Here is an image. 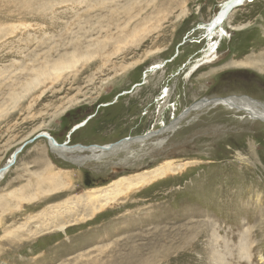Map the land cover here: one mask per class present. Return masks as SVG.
Returning <instances> with one entry per match:
<instances>
[{"label":"rangeland","instance_id":"374dc122","mask_svg":"<svg viewBox=\"0 0 264 264\" xmlns=\"http://www.w3.org/2000/svg\"><path fill=\"white\" fill-rule=\"evenodd\" d=\"M224 1L0 0V167L42 131L69 145L144 142L80 165L42 137L22 147L0 179V264H264V122L218 104L158 132L211 95L264 102V72L230 64L264 54V0L230 11L215 61L195 71L187 61L205 49L199 28ZM55 62L66 64L52 72ZM39 71L45 79L28 85ZM165 158L186 165L84 218L73 213L62 230L44 229L50 205ZM47 164L70 186L22 199Z\"/></svg>","mask_w":264,"mask_h":264},{"label":"bare ground","instance_id":"6f19581e","mask_svg":"<svg viewBox=\"0 0 264 264\" xmlns=\"http://www.w3.org/2000/svg\"><path fill=\"white\" fill-rule=\"evenodd\" d=\"M250 1L258 2V0H256V1L255 0H243L238 5H244L245 2H250ZM254 2H252V3H254ZM222 4L220 6L221 9L219 8V11L220 10L222 11L224 9ZM216 15L217 14L215 13L214 16L207 21V23H203V25H201L199 28V29H202V32H201L202 34L207 33L209 35V36H207V40H206L207 43L205 44L206 49H205V52L203 54L204 62L212 61V57H210V55L214 51V48H215V42H210L209 37L212 35V32L216 31V30H214L215 26L218 25L219 23L221 25L223 23V22L221 23V21H223L227 17V16L222 17L223 12L220 15L219 14L217 16ZM238 26H240V25L236 26L237 29L239 28ZM204 29H205V31H203ZM211 30H212V32H211ZM202 34H200L201 37L198 38V41H200L203 38ZM197 43L200 44L202 42H197ZM183 44H185V41L183 42ZM173 59H174V57H173ZM230 62H231L230 64H233L234 66H236V68L248 66V67L257 69L260 72H264V54H262L261 51L258 53H250L244 59L235 60V61L232 60ZM55 63L56 64H54L51 68L52 72H59L62 69L63 64H66V63H62V65H61L60 63H57V62H55ZM166 64H167V62H164L162 60V62H160V63L158 62L157 64H155V66H153L152 68H150L149 70H146V71L150 72L151 74L158 72L159 70H162L164 65H166ZM45 70H48V69H45ZM46 74H47V72H43V71L37 72L33 81L29 82L28 85H37L38 83L41 82L40 78L45 79ZM166 92H167V90H165L164 92L161 91V93L158 95L159 96L158 97L159 99L157 100L158 103H160L161 100L162 101L165 100V97H167ZM161 96H163V97L161 98ZM173 103H174V101H168L167 102L169 107ZM163 104L164 103L162 102V106H163ZM218 104H222L224 106H227L228 108L234 109L235 110L233 112L234 115L237 114L236 112H239L241 110L244 111V113L243 112L241 113V115L239 117L240 119L247 118L246 120H250L252 122L257 121V120L264 122V102H261L260 100L259 101L254 100L253 98L242 95V94L236 95V96H227V97H224V96L220 97V96L211 95V96H208L206 98H203L201 101H197L194 104L190 105V107L186 108L185 112H182L181 115H179L178 117H176L175 119H173L172 121L167 123L166 126L161 125V127H162L161 129L150 130V131L143 133L142 135L152 134V132H154L156 130H158V132H163V134L165 133L166 130L174 131L177 124L181 121V118H184L185 113H187V112L189 113V111H192L195 109L204 108L205 106H207L208 108L211 106H217ZM64 109H65V107L63 108V110ZM171 112L173 113V110ZM236 116H239V115H236ZM86 123H87V121L85 123L83 122V123L76 124L75 125L76 128L70 130L69 137L73 132L76 131V129L83 126V124L86 125ZM40 133H44L45 135L49 136L51 139H53L56 142V145H53L50 140L48 141L45 136H37V137L33 138L35 136L34 135L33 137L27 139L26 141L29 140L28 143H30V142L34 141L36 138L42 137L47 141L48 147L50 148L51 151L55 152L56 154H61L66 159L67 158L70 159L69 161H73V162L76 161L78 163H79V161H80V163H84V162L90 161V160H101V159L105 158L106 155H108L112 152L114 153L115 151L120 152L123 150L131 149L130 146H132L133 143H135V144L139 143L138 146H144V142L142 140L138 141L139 140L138 136L136 138H134V137L128 138L127 137L124 141H121V142L119 141L116 143H110L107 145H100V144L84 145V144H80V143L69 145V144H63V143L57 142V140L47 132L42 131ZM165 140L166 139H164L161 136L160 138L156 139L152 144L155 145L156 148L157 147L160 148V147H162L160 145L163 144L165 142ZM65 142H68V141H65ZM21 145L18 148L14 149L13 152H11L7 161L0 167V179L3 178V176L7 173V171L10 169V167L14 164L18 152H20L22 149V148L20 149ZM84 152H87V153H84ZM131 152L134 153L135 150H133ZM74 154H76L75 157L72 156ZM165 159L166 160L159 163L158 165H155L154 167L144 169L142 171H136L131 175L119 176L116 179H113L112 182L106 183L103 186L93 187V188L85 191L82 194V196H80V197L77 196L76 197L77 199L74 197L73 198H67V199H63L61 202H58L54 205H50V206H56V208L52 209L50 211V213L52 215L47 214L48 216H51V217L50 218L47 217L48 223L44 229L50 230V228H53V226H56V230L57 229L62 230L63 228H65L67 223L74 222L75 220L78 219V218L76 219L74 217L73 213H79L84 218L85 215H88V212L90 214H93L94 212H98V211L102 210L104 207H106L107 205L111 204V202L116 201L118 199V197H120L126 193H130L134 190H138L141 187L147 186V185L151 184L152 182H154L158 179L166 177L169 174H174L178 169H180V168L182 169L186 165V162L181 163V162H174L173 160H169L170 158H165ZM80 163L78 165H80ZM3 166H5V168L3 170H1L3 168ZM51 168H52V164H47L45 166L44 170H42V172H34L33 173L36 176V182H32V183L29 182L26 185L29 187H30V185L31 186L34 185V191L31 192L29 196H27L28 194L25 195L24 197H22V199H24L26 201H27V199L31 200V198L35 199V198H33L35 195L34 194L35 192L37 194H40L42 192H45V193L49 192V194L52 195L55 193L54 191H57V190L61 189L62 187L66 188V187L70 186L71 182L66 176H64L63 174H61L59 172L54 173V172L50 171ZM20 190H22V189H20ZM53 196H55V195H53ZM258 197H259V195H258ZM58 206H62V207L60 208Z\"/></svg>","mask_w":264,"mask_h":264},{"label":"water","instance_id":"95a60500","mask_svg":"<svg viewBox=\"0 0 264 264\" xmlns=\"http://www.w3.org/2000/svg\"><path fill=\"white\" fill-rule=\"evenodd\" d=\"M243 0H226L222 5H223V7H224V9L221 11H219L218 13H217V15L219 14H221L222 12H223V16L222 17H225V16H227L228 15V13L234 8V7H236L240 2H242ZM216 15V16H217ZM203 98H201V99H199V101H201ZM76 127H74L73 129H75ZM37 136H45L46 137V139L49 141H51L52 142V144L53 145H56V142L53 140V139H51L49 136H47V135H45L44 133H37L33 138H35V137H37ZM29 141V140H28ZM28 141H25L24 143H23V145L20 147V149L25 145V144H28ZM5 168V166H3V168L1 169V170H3Z\"/></svg>","mask_w":264,"mask_h":264},{"label":"flooded vegetation","instance_id":"af4514ba","mask_svg":"<svg viewBox=\"0 0 264 264\" xmlns=\"http://www.w3.org/2000/svg\"><path fill=\"white\" fill-rule=\"evenodd\" d=\"M226 1V0H225ZM224 1V2H225ZM223 2V3H224ZM221 9V8H220ZM218 50V49H217ZM203 49H202V52L201 53H192V54H190L189 55V59L187 60V61H190V62H192V63H198V64H196V66H198V65H201V64H203V62H204V58L203 57H201V58H198V57H200L202 54H204L203 53ZM193 54H195V55H193ZM198 55V56H197ZM192 56V57H191ZM196 56V57H195ZM203 60V61H202ZM212 60H214L215 61V59L212 57ZM186 61V60H185ZM191 63V64H192ZM189 66V65H188ZM245 71V70H244ZM246 72V71H245ZM249 73H251V72H249ZM247 73H245V74H243L242 76H244V78H247L244 82L245 83H248V81H249V76L248 75H246ZM223 75V74H222ZM250 81H253V82H255V83H251V84H257L258 83V79L257 78H253V79H250ZM254 86V85H253ZM246 88H247V86H246ZM238 90H240V88H237ZM241 89H243V88H241ZM249 89V88H248ZM247 90V89H246ZM181 93H184V92H178L177 93V95H178V97L181 95ZM248 93V92H247ZM251 95V94H250ZM222 97V96H221ZM180 115H181V113H180ZM178 117V116H177ZM169 123V122H168Z\"/></svg>","mask_w":264,"mask_h":264},{"label":"clouds","instance_id":"9594fccd","mask_svg":"<svg viewBox=\"0 0 264 264\" xmlns=\"http://www.w3.org/2000/svg\"><path fill=\"white\" fill-rule=\"evenodd\" d=\"M222 40V39H221Z\"/></svg>","mask_w":264,"mask_h":264}]
</instances>
